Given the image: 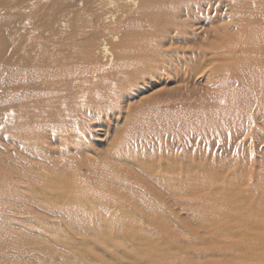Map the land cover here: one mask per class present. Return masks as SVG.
I'll return each mask as SVG.
<instances>
[{
    "label": "bare ground",
    "instance_id": "6f19581e",
    "mask_svg": "<svg viewBox=\"0 0 264 264\" xmlns=\"http://www.w3.org/2000/svg\"><path fill=\"white\" fill-rule=\"evenodd\" d=\"M0 12V217L5 222L28 215L37 228L46 221L80 230L97 225L95 237H88L99 243L94 247L105 245L111 230L122 233L118 237L134 246L126 256L140 263L155 254L137 243L153 246L156 233L161 239L171 236L184 252L176 246L183 231L170 232L165 220L180 208L190 212L195 226L212 232L208 243L217 244L220 254L261 259L264 153L255 157L254 150L264 148V0H0ZM165 67L174 70L181 89L193 88L200 77L231 88L201 99L187 92L160 99V88L128 101L156 85L148 81L138 94L131 92ZM164 103L169 107L159 108ZM109 118L114 122L106 123ZM188 127L202 130L199 138L222 143L227 152L245 154L231 161L182 154L179 162L162 161L160 173L145 172V180L135 174L152 164L131 153L142 144L133 138L132 145L128 137L169 131L166 140L189 144L191 134L173 138ZM109 132L113 136L105 145ZM136 205L147 214L139 218L132 211ZM80 215L88 217L72 220ZM148 219L157 229L147 233L152 238L140 229ZM11 235L0 233V249L17 236ZM115 245L129 248L120 241ZM82 255L75 253V264L84 263ZM119 255L101 260L115 264ZM41 257L47 264H67L61 251L50 248Z\"/></svg>",
    "mask_w": 264,
    "mask_h": 264
},
{
    "label": "rangeland",
    "instance_id": "374dc122",
    "mask_svg": "<svg viewBox=\"0 0 264 264\" xmlns=\"http://www.w3.org/2000/svg\"><path fill=\"white\" fill-rule=\"evenodd\" d=\"M1 15V12H0ZM213 71L219 72V66L215 65L213 68ZM152 73H155L154 75H149L145 77V79L142 82H139L133 89H131V92L138 94L141 91L142 84L148 81H152L154 85L153 87H148L145 89L144 92L138 94L136 97L129 99L128 101H138L143 98V96L148 95L152 93L155 89H160V92L157 93V97L160 99L163 98H172L173 95L179 94L180 92H187L191 95H196L198 93V96L195 98H203L205 95H210V93H219L223 94L224 92H228L231 88L229 87H219L217 84L218 82H211V81H205L206 79H203L200 77L199 79H196L192 86H194L191 89H181L179 87V84L181 83L180 79L175 78L173 75L174 70L170 69L168 67L159 68L158 70L153 71ZM181 78V77H180ZM185 85V82H182ZM186 86H189L188 84ZM175 88L178 87L181 91L177 92H169L167 88ZM191 87V84L190 86ZM188 87V88H189ZM138 89L139 91H136ZM154 94V93H153ZM171 101V100H170ZM175 105L182 104L181 101L177 100L175 102L171 101ZM169 105L167 103L161 104L159 108H167ZM1 117V116H0ZM107 121L114 122L112 118H109ZM100 122V121H99ZM145 124V123H144ZM143 125V122L140 123H132L126 129H130V127ZM202 130H199L194 127H188L186 129L178 130V134H176L173 138H179L182 139L186 135L191 134L194 138V141L190 142L189 144H185L183 140L181 142H170L169 140H166L167 136H171L170 132L168 131V135H165L164 132L159 133H152V136H145L141 139H138V137H128L127 141L129 142L131 140V144H135L133 141L135 138L137 140L136 144H142L141 148L138 146H135L132 148L131 153L135 156H139L141 159V162H146L148 164V167H141L138 168L136 171V175L145 180L143 177L145 172L148 171H160L161 165L163 161V165L168 162L174 163L175 161L179 162L180 159L183 157L182 154L185 155H191V156H201V154H206L207 156L213 155L215 157L220 156L223 157L224 160L229 159L232 160V157L235 156L237 158L242 157L241 155H244L242 153L240 155L239 152L230 151L227 152L224 145L222 143L215 144L216 142H211L209 139L205 138H199V135H202ZM175 132V131H174ZM113 133L109 132L108 136L105 138V145L106 142L110 141L112 139ZM1 138V134H0ZM114 138V137H113ZM2 139H0V147L2 145ZM94 140V139H93ZM139 140V141H138ZM98 148L103 147L104 145L102 143L94 142ZM112 145L109 143L108 147H111ZM56 147V146H55ZM57 148V147H56ZM55 148V150H56ZM135 149L138 151L136 152ZM264 148H255L254 150V156H259L258 154L262 155L264 153ZM98 150V149H97ZM258 151V152H257ZM1 152V151H0ZM118 154H124L127 152ZM228 153V154H227ZM203 157V156H202ZM168 158H170L168 160ZM168 160V161H167ZM156 166L154 167V165ZM159 167V168H158ZM82 172H86V167H82ZM160 173V172H159ZM176 207V206H175ZM175 214L167 215L165 217L166 222H168V227L170 229V232L172 229H180L183 231L178 236V242L176 243V246L183 247L184 252L181 250L179 251L177 247H174L171 241V236L167 235L165 233L164 238H158L157 233L154 235L156 239L152 242H138L137 244L141 243L142 249L150 253L152 250V253L155 255H152L150 261L149 259L144 260L143 262L136 263L138 259L133 257L132 255L126 256L127 252H134L132 248H134L132 241L128 242L125 240L120 239L118 236L122 233H117L116 231L111 230L109 233H111L110 240L105 243V245H101L100 247H94V244H99L95 240H91L88 237H91L92 235L95 237V227L97 225H93L87 229L80 230L79 227L69 226L67 224H62L60 222H54L53 225L51 222L46 221L43 227H35V225L32 222V217L27 216H20L15 215L17 217H23L22 220L17 222L20 225H17L16 222H5V218L2 219L0 217V233H6L11 232L12 235L10 237H13V235H16L14 240L7 241L8 245H5L3 248L0 249V264H47L46 258L41 257V254H43V250L45 248H50V250L54 251H61V253L64 255V259L61 261L67 262V264H75L74 263V257L76 252H82V256L84 259V263L80 264H105L102 262L101 259H108V260H114L115 257H113L114 252L120 253L118 257V261L115 260V264H157V261H163V264H186L185 260H193L196 264H264V246L261 250V259L255 260L251 259L250 261H243L242 259L233 258V257H227L218 252V248H214L217 244H209L208 241L214 239L213 234L211 231L207 230L206 228H198L192 223V219L190 217V212L186 209H180V208H174ZM132 211L140 218L142 216H145L147 214L145 212L144 206L136 205L132 206ZM0 214H3L2 211H0ZM7 214V213H6ZM114 215H117L116 212L112 213ZM11 215V214H9ZM171 216L170 218H168ZM75 218H72V220H77L76 218L80 219L78 222L84 221L88 215H80V216H74ZM16 221V220H15ZM24 221V222H23ZM75 223V225H76ZM85 223V222H83ZM80 226V224H78ZM140 225V224H139ZM136 226V225H135ZM141 226V225H140ZM81 227V226H80ZM129 228V227H128ZM131 228V227H130ZM137 228V227H135ZM139 229V228H138ZM140 229H146V233L144 234L147 236V238H152L150 235L154 234V230L156 229V226L153 224V222H150L146 220V222L143 221V227ZM193 229L194 231L192 233L188 232V230ZM149 233V234H147ZM260 234L264 240V231H260ZM116 235V236H115ZM136 236H139L142 238L144 235L140 233H135ZM29 237L34 238L32 242L28 241ZM174 237V236H173ZM169 239V240H168ZM13 241H17L18 244L9 245L13 243ZM39 241V242H38ZM120 241L123 243H126L129 245V248H120L115 245V242ZM6 243V244H7ZM188 244L193 247V249H189ZM213 247V248H212ZM207 250V254H201V250ZM210 248V249H208ZM150 250V251H149ZM160 252V254H159ZM168 252V260L165 259V256H167ZM162 253V254H161ZM150 255V254H149ZM206 256V257H204ZM183 261V262H182ZM149 262V263H145ZM62 263V262H61ZM191 264V263H190Z\"/></svg>",
    "mask_w": 264,
    "mask_h": 264
}]
</instances>
